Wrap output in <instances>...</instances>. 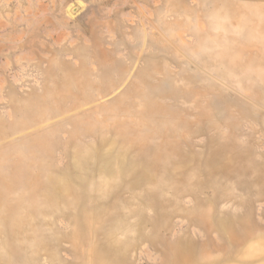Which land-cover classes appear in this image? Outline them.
Here are the masks:
<instances>
[{"label": "rangeland", "instance_id": "1", "mask_svg": "<svg viewBox=\"0 0 264 264\" xmlns=\"http://www.w3.org/2000/svg\"><path fill=\"white\" fill-rule=\"evenodd\" d=\"M0 264H264V0H0Z\"/></svg>", "mask_w": 264, "mask_h": 264}]
</instances>
